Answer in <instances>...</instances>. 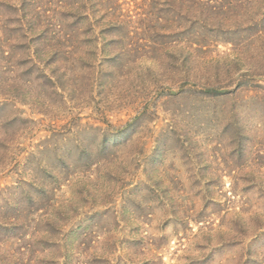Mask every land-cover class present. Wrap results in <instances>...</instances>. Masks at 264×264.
I'll use <instances>...</instances> for the list:
<instances>
[{"label":"rangeland","instance_id":"rangeland-1","mask_svg":"<svg viewBox=\"0 0 264 264\" xmlns=\"http://www.w3.org/2000/svg\"><path fill=\"white\" fill-rule=\"evenodd\" d=\"M0 264H264V0H0Z\"/></svg>","mask_w":264,"mask_h":264},{"label":"trees","instance_id":"trees-1","mask_svg":"<svg viewBox=\"0 0 264 264\" xmlns=\"http://www.w3.org/2000/svg\"><path fill=\"white\" fill-rule=\"evenodd\" d=\"M40 36H42V34H39Z\"/></svg>","mask_w":264,"mask_h":264}]
</instances>
